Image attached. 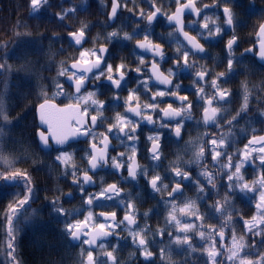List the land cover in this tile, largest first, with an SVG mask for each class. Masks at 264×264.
<instances>
[{
  "label": "flooded vegetation",
  "instance_id": "obj_1",
  "mask_svg": "<svg viewBox=\"0 0 264 264\" xmlns=\"http://www.w3.org/2000/svg\"><path fill=\"white\" fill-rule=\"evenodd\" d=\"M12 1L14 9L8 13L13 17L16 29L14 26L15 31L12 32V37L8 42L0 41V63L6 65V70L0 74V99L3 100L12 121L11 131L3 139V147L5 154L16 158L14 167L20 170L22 167L28 168V175L29 173L33 174L36 182L33 187L34 180H31L33 196L30 200V207L25 206L26 211L20 218L21 232L18 231L16 236L15 256L17 260L20 264H28L27 251L32 248L37 250L44 244L41 242V236L23 233L22 226L31 223L33 210L57 211L58 208H62L64 211L58 212L60 215L67 216V224L84 221L89 212L92 213V220L88 222L89 228L99 223H118L123 221L126 214H132L136 224L130 227L136 231L147 229L145 238L148 241L149 251L153 253L152 257L146 259L142 254V249L133 243V238L128 231L129 226L125 221L118 227H114L111 235L98 240L93 251V257L98 262L107 261V264H112L110 260H107L104 251L115 249L113 255L118 264H205L207 256L203 252V247L207 246L210 241L201 240L194 230L189 235L192 237V245L195 250L184 244L178 245L174 240L182 233L177 231L174 223H167L170 203L166 202L172 200L168 193L181 179L175 177V173L172 171V167L175 166L173 162H176L180 157L179 165L189 173L191 178L181 183L183 194L175 195V203L180 206L188 199H197L198 192L195 182L197 179L201 184L206 185L204 178L198 176L202 168L206 166L216 176V188L212 189L210 185H207L205 192L209 194L203 200H197L203 221L177 213L182 222L194 223L197 226L203 223L204 227L198 230L205 231L207 237L208 226L213 225L219 228L229 212L232 213V222L237 219L240 191L238 192L237 189L229 191L227 187L230 183L227 180V175L230 174V171H234V168L229 170L221 167L228 163L227 156L219 157L218 163L213 167L212 157L208 152L211 145L206 143L212 134L219 136L221 133H228L229 125L221 121L220 127H206L202 121L205 104L204 101L197 103L196 93L198 88L204 87L206 97L212 96L215 90L210 87L211 80L215 79L218 73L224 72L226 75L218 80V84L222 89H227L230 92V95L226 97L230 103L222 104L223 108L228 109L225 119H231L240 110L244 95V90L239 88L242 64L245 62L246 64L255 63L264 66L256 58L257 48L255 46L258 41L257 31L264 17L257 28H255L254 22V16H264V5H258L255 0H194L195 6L201 10L200 14L197 15L195 12L186 10L183 16V31L191 37H195L196 41L203 46L204 51L197 52L185 41L175 21H169L167 18L168 15L174 14L178 7L175 0H120L116 17L112 19H109L112 0H48L37 11L32 10L31 0ZM185 2L186 0H181V3ZM153 5L160 8L161 13L149 25L146 15L155 10ZM224 7H229L233 12L231 26L225 23ZM70 9H75V11H69ZM141 10L145 13L144 17L140 15ZM65 11L68 14L61 20L57 14ZM49 12L56 15L61 23L59 29L62 33L56 37L58 41L55 45L48 40ZM205 23H208L209 28L203 27ZM82 24H87L88 28L86 29L85 42L81 47L75 44L69 33L77 31ZM215 26L221 28L219 35L214 33ZM32 28L36 29V35L38 33L40 36L36 37ZM210 29L213 31L211 36L209 35ZM253 31L255 32L253 33ZM112 32H117L118 36L109 39V34ZM124 33L131 35L132 39H124ZM145 35L153 44L161 46L164 53L163 60L159 56L154 57L152 52L137 47V41H143ZM233 36L237 38L231 56L233 72L228 73L227 42ZM101 46L107 49L105 59L108 64L113 66L112 74L118 76L117 66L123 64L125 67L121 71L124 72L125 78L121 82V88L117 89L106 79L108 73L105 68V75L100 80L87 81L86 87L82 89V94L85 97L88 92H96L94 98L104 102V109L102 117H98L97 126L93 129L95 140L92 136L81 135L70 137L67 144L62 146L66 152L72 154L71 163L76 165L75 178L79 179L80 183H73L72 172L74 169L71 166L65 168L64 165L56 161L55 157L60 154L59 152L43 148L40 144L37 131L46 128V126L40 124L38 106L43 102L44 94L50 98L56 92L55 81L57 79L63 85L66 95L57 96L51 102L58 108H66L69 104H75L76 101L73 99L75 95L74 82L69 81L67 76L57 77V73L62 65L70 66L73 60L79 56L81 50ZM52 49L53 51H51ZM178 49L179 51H177ZM247 49H252V51H246ZM185 50H189V64L195 66L181 70L177 64L183 66ZM38 55L42 57L39 58ZM141 58L144 60L143 64L140 62ZM153 60L158 63L159 71L165 75H168V69H172L176 73L170 77L172 85L179 84L178 95L188 97L187 101L183 103L185 105L191 103L192 119L183 121L180 137H177L174 131L175 120H169L167 117L161 119V112L147 109L144 114L152 115L154 123H148L132 113L127 114L134 122H139L135 133L136 139L127 140L117 128L108 133L109 126L115 123L116 114L124 115L126 113L125 102L130 92L135 90V94L139 96L140 104L143 106L152 102L149 98L153 93L171 87L162 85L155 80L151 68ZM51 61L55 62L53 68H45L46 73L41 79L34 77V62H42L45 65ZM138 68L141 70L140 72L136 71ZM197 71H207L208 75L204 81L194 83L197 80ZM145 83H147V88L144 86ZM172 90L176 89L172 87ZM249 93L248 109L246 112H241L240 117L237 118L238 123L234 122L231 127V135L226 141L225 150L232 157L233 165L242 159L241 154L245 151V145L248 144L252 136L264 134V129L257 130L256 126L258 117L256 103L259 100L254 90H249ZM157 101H162L159 108H166L169 103L174 108L181 106L177 97L171 95H166L163 98L157 97ZM132 104L135 106V101ZM84 106L81 103V108ZM214 106L221 105H217L214 101ZM70 115L71 113L67 112L65 114L53 112V127L65 131L68 128L77 127L74 119H68ZM88 115H97V113L89 107ZM65 120H67L66 125ZM101 120H103L102 123ZM161 124H165L166 127H161ZM105 135L108 137L106 148L108 161L107 163L102 162L94 170H89L88 158L92 152L91 145L96 143L98 148L103 149L104 144L101 141ZM117 135H120L121 139H116ZM157 135L160 137L158 141L160 159L153 160L151 151L153 141L148 137ZM189 141L193 143L189 144ZM50 143L53 148L61 147L55 145L54 141H50ZM200 143H205V160L200 165H186L185 161L192 158L194 146ZM133 146L135 147L134 156ZM251 147L258 148L259 145ZM248 151L251 152V148ZM120 153H124V156L119 157ZM260 155L264 154L251 152L250 159L241 168V174H245L250 169L253 171L259 169V179L264 176L259 160ZM112 157H119L124 166L120 169L114 168ZM129 157H132L140 169H147L146 176L139 174V170L135 180L128 176L127 166L132 162L128 159ZM33 167H37L36 171H32ZM86 170L92 178L91 183H83V174ZM155 175L161 177L162 184L168 185L167 189L162 188L160 192L153 191L149 181ZM243 177L245 179L246 176L243 175ZM44 182L46 185L42 186ZM11 184L13 196L17 200L22 199L26 194L23 180H17ZM111 184H116L120 189L119 195L108 193L112 199H108L107 196H99L102 190ZM21 189L22 192L19 193L18 190ZM90 195L98 197L93 199L92 204L87 203ZM199 195L203 196L204 193ZM225 195L228 196V204L224 206V211L227 210V214L223 217L220 213L214 212L211 206L216 201L223 204ZM242 200L249 208V216H251L245 219L248 221L252 216L257 215L256 204L259 202V196L256 197L253 193L247 198L243 197ZM129 203L133 205L132 208L127 207ZM113 212L116 214L114 221L110 215L107 221L104 216L100 215ZM212 216L215 218H211ZM25 217L28 219L25 220ZM158 229L164 230L162 236ZM231 230L232 227L228 225V228L225 229L226 240H228ZM57 238L58 241L54 246H57L60 253L61 264H86L88 245L82 244L79 240L73 242L67 233ZM100 243L104 244V249L98 246ZM161 249L164 250L163 259L160 255ZM11 264H13L12 261Z\"/></svg>",
  "mask_w": 264,
  "mask_h": 264
},
{
  "label": "snow or ice",
  "instance_id": "obj_2",
  "mask_svg": "<svg viewBox=\"0 0 264 264\" xmlns=\"http://www.w3.org/2000/svg\"><path fill=\"white\" fill-rule=\"evenodd\" d=\"M48 0H31V8L33 11H37L42 4H46ZM178 7L176 11L172 15H168L169 21H175L176 25L179 27V30L183 33L185 39L189 41L192 45V49H195L197 52H203L204 48L201 44H199L195 37H190L187 32L183 31V24L181 22V16L185 10H190L191 12H195L197 15L200 14V9L195 6L194 0H186L185 3H181V0H175ZM120 7V0H112V9L109 19L116 17L117 9ZM154 11L146 15V19L148 24L151 25L153 20L157 17L159 13H161V9L155 7ZM205 7H208L205 5ZM69 11H75V9H70ZM131 11V10H130ZM224 16L226 17L225 23L229 26L233 24V12L229 7L223 8ZM67 11L63 13H58L57 15L61 20H63L67 16ZM140 15L142 17L145 16V13L141 10ZM207 19V18H206ZM214 23V22H213ZM204 28H209L208 23L203 25ZM88 28L87 24H82L81 28H79L75 32H70L69 36H71L76 45L83 46V42H85L86 36V29ZM221 32V28L219 26H215L214 33L219 35ZM213 31L209 30V35L211 36ZM19 35V33H17ZM257 35L260 37L259 41V52L258 55L262 61H264V23L259 25V29ZM118 36L117 32H112L109 34V39L115 38ZM124 39L131 40L132 36L128 33H124ZM236 37L233 36L232 39L228 40L227 42V49L229 52L228 58V73L233 72V59L232 56V48L233 45L236 43ZM137 47L142 50L150 51L153 53V56H159L162 60L164 59V53L161 50V46L159 44H153L152 41L148 39V36L145 35L143 41H137ZM179 51V49L177 50ZM246 51L251 52L252 49H247ZM107 53V49L103 46L99 48L93 49H84L79 52V56L73 60L70 66H61V69L57 73V77L67 76L69 81L74 82L75 87V95L73 99L76 101L75 104H69L66 108H58L57 105L52 103L51 101L54 100L57 96L66 95L64 93L63 85L57 79L55 81L56 92L53 93L52 97H47L44 94L43 102H41L38 106V113H39V120L41 125H45L46 128L38 130L37 136L39 138L40 144L43 148L51 149L52 151H57L60 154L55 157L56 161H58L61 165H64L65 168L71 166L74 171L72 175L74 177L73 183H80L79 179L76 177L75 168L76 165L71 163L73 157L72 154L66 152L63 149V145L67 144L70 137H77V136H92L93 140H95V133L93 129L97 126L98 117H102L103 109H104V102L95 99L96 92H88L87 96L85 97L82 94V89L86 87V82L90 80H100L102 76L105 75V68L108 73L106 79L111 82L117 89L121 88V82L124 81V72L121 69H124L125 65L120 64L117 66V72L119 73L118 76H114L113 73V66L108 64L105 59V54ZM195 54V53H193ZM179 60V58H177ZM141 64L144 63L143 58H141ZM183 66L177 64L181 70L186 67H194L195 65L189 64V50H185L183 52ZM103 65V66H102ZM10 68V66H8ZM152 68V75L155 77V80L158 81L160 84L167 87L165 90H158L157 92L153 93V95L149 98L152 102L146 103L143 106L140 104L139 96L135 94V90L129 93L127 100H126V113L121 115L117 113L115 116V123H113L107 129L108 133H111L114 128H117L120 134H123V137L127 140H134L137 137L135 136L137 127L139 126V122H134L127 114L132 113L136 117H141L143 120H146L148 123H154L152 115L144 114L147 109H151L153 111H159L162 113L161 119L167 117L169 120H175L176 127L174 129L175 135L180 137L181 128L183 126L184 120H191V103L185 105L183 102L187 101V96H179L178 90L180 89V85H172V80L170 77L176 75L172 69H168V75H165L163 72L159 71L158 63L153 60L151 65ZM6 70V65L0 63V74L2 71ZM137 72L141 70L138 68L136 69ZM208 75L207 71H197L196 77L197 80L194 83H199L204 81L205 77ZM226 74L224 72L218 73L216 78L211 80L210 87L215 90L214 94L210 97H206L204 94V87H200L197 90V103L200 101H204L205 106L203 107V116L202 121L203 124L212 127H220L221 121H224L227 125H229V132L228 133H221L219 136L216 134H212L211 138L206 142L210 144L211 147L208 149L209 154H211L213 167L216 166L218 163V158L221 156H227L228 163L221 165L222 168H227L229 170L234 168V171H230V174L227 175V180L230 182L227 187L229 191L234 189H239L240 192H253L255 191V185H259L261 191L259 192V202L256 204L257 208V215L251 217L250 220L244 222V228L246 233H251L252 236H260L261 240L259 243L264 245V176L258 181H254L252 185L247 182H244V177L241 174V168L243 165L250 159L251 152H259L264 154V136H252V138L248 141V144L245 145V151L241 154L242 159L239 163L235 165L232 164V157L228 155L226 152V141L228 140L229 136L231 135V127L233 126L234 122L238 123V117H240L241 112H246L248 109L249 104V89L247 84L243 85L244 88V95H243V103L241 104V108L237 113L232 116L231 119H225V116L228 112L227 108H223L222 104H228L230 101L226 99L230 95V92L227 89H222L219 84L218 80L221 77H224ZM147 88V83L144 85ZM172 87L176 90L173 91ZM166 95H171L173 97H177V99L181 102V106L178 108H174L171 103L168 104L166 108H159V104L162 101H157V97H165ZM135 101V106H133L132 102ZM214 101L217 105L221 106H214ZM81 103L85 106L81 108ZM89 107L92 108V111L97 113V115H88L89 114ZM53 112L59 114L71 113L68 116V119H74L75 124L77 127L75 128H68L65 130H57L53 127L52 123V114ZM264 115V113H262ZM179 118V119H176ZM103 120H101V123ZM67 124V120H65V125ZM12 121L9 117V113L7 108L2 99H0V168H4V171H0V179L4 180L5 182H16L17 180H23L25 186L26 194L23 196L22 199H18L15 203H10L8 205L7 210L4 213V221L5 223L2 227L5 230V235L7 237V255L11 257L13 264H20L15 256L16 252V236L18 231L20 230V218L24 215L26 211L25 206L30 207V200L33 196V188L31 186V178L28 175L26 170L16 169L14 167L16 163V158L14 156L5 154L4 147H3V139L5 136L9 135L11 131ZM161 127H166L165 124H161ZM6 129L8 130L6 132ZM127 129V131H126ZM103 135V134H102ZM205 135H208L205 133ZM116 139H121L120 135L115 137ZM159 135L153 137L149 136L148 139L153 141L152 151V159L159 160L160 159V152H159ZM107 140L108 137L105 135L103 140L101 141L104 144V148H98L96 143L91 145L92 152L89 154L88 158V165L89 170L96 169L102 162L107 163L108 157L106 154L107 148ZM50 141H54L55 145L61 146L58 148H53ZM192 141H189V144H192ZM252 145H259L258 148L251 147ZM195 150L193 151L192 158L188 161H185L186 165H200L205 160V143H200L199 145H195ZM251 148V152L248 149ZM133 156L135 155V147H132ZM124 153H120L119 157H123ZM119 157H112V164L113 167L116 169H120L124 166L123 162L119 159ZM131 163L127 166L128 176L131 177L133 180L136 179L139 174L147 175V169H140V166L132 160V157L128 158ZM180 157L177 158L176 162H173L175 166L172 167V171L175 173V177H180L181 179L176 182L174 188H172L171 192L168 193L169 197H172L171 201L166 203H170V210L168 212L167 223L172 224L174 223L177 231L182 233V235H178L175 237L174 242L176 244H184L187 245L188 248L193 249L192 245V237L189 235L190 232L196 231V234L200 237L201 240L210 241L207 246L203 247V252L207 256V260L205 264H224L225 261L228 264H264V253H256L257 258L253 260L251 257L253 255L252 249L256 248V242L254 241L252 244H249L246 241L245 234L237 236L235 229H232L230 240H226L225 229L228 227L230 223H232V213L229 212L224 219V222L220 225L219 228L213 225H209L208 235L206 237L205 231L198 230L204 227V224L201 223L199 226L195 225L194 223L190 222H182L181 219L177 216L179 213L181 216L185 217H195L197 220L203 221V216L199 212V207L197 205V200H203L209 193L205 192V187L210 185L212 189L216 188V176L208 170L205 166L201 169L198 176L203 177L206 181L205 184H201L199 179L195 182L197 184V199L186 200L182 206L177 205L175 203V195L180 194L182 195L181 191V183L185 180L191 179L189 173L184 171L181 166L179 165L178 161ZM259 160L262 166H264V155L259 156ZM92 178L88 175V171L86 170L83 174V183H91ZM151 188L154 192H160L162 188L167 189L168 185L162 184L161 177L159 175H155L149 181ZM120 189L117 187L116 184H111L107 188L103 189L99 196H107L108 199H112L111 195L108 193H114L119 195ZM200 193H204L203 196L199 195ZM70 195V194H69ZM98 197L89 196L87 199L88 204L93 203V199ZM55 204V201H53ZM228 204V196L225 195L224 203L221 204L220 201H216L214 205L211 206V209L216 212L220 213L221 216L225 215L224 206ZM128 208H132L133 205L129 203L127 205ZM57 211L63 212L62 208H58ZM36 210H33V215L35 214ZM101 216L105 217L107 221L108 216L110 215L113 218L116 214L113 212L111 214L101 213ZM147 215V213H145ZM211 218H215L212 216ZM28 217H25L27 220ZM92 220V213L89 212L88 217L85 218L84 221H76L74 224L69 223L65 227V231L67 234L74 240L81 241L82 244H86L89 246L87 251V259L86 264H107V261L98 262L93 257L94 247L97 246L98 240H101L109 235L112 234L114 227H118L119 224L127 222L129 234L133 238V243L137 245L139 249H142V254L145 256L146 259L153 256V253L148 249V241L145 238V234L147 229H141L136 231L132 229L130 226L136 224V220L134 215L126 214L124 216L123 221H119L118 223L107 224V223H99L94 224L91 228H89L88 222ZM107 229V230H106ZM159 234L162 236L164 234L163 229H158ZM171 235V233H169ZM84 237L83 239H81ZM218 237V240H217ZM101 249H104V244L100 243L98 245ZM112 251H104V255L107 257V260H110L112 264H118L115 256L113 255ZM161 259L164 258V250L161 249Z\"/></svg>",
  "mask_w": 264,
  "mask_h": 264
},
{
  "label": "trees",
  "instance_id": "obj_3",
  "mask_svg": "<svg viewBox=\"0 0 264 264\" xmlns=\"http://www.w3.org/2000/svg\"><path fill=\"white\" fill-rule=\"evenodd\" d=\"M257 4L264 5V0H255ZM14 9V2L12 0H0V41L1 42H8L12 37V32L14 30L15 23H13V17L8 13ZM263 15L254 16L255 19V28L258 27L259 23L263 19ZM61 23L59 22L56 15H52L49 12L48 15V40L52 44L58 41L56 38L62 32L59 29ZM16 29V26H15ZM34 35H36V29L32 28ZM255 31H253L254 33ZM40 36L38 33L36 37ZM40 51V50H39ZM53 51V49L51 50ZM52 56V55H51ZM41 58V55H38ZM54 57V56H53ZM55 59V57H54ZM54 61H51L49 64H42V62H34L33 64V75L34 77H39L40 79L46 73L45 68H53ZM50 73V72H49ZM247 84L249 90H254L256 92V97L259 100L256 103L258 107L257 113V130L264 129V66L259 64H250V63H243L241 66V73H240V85L239 88L244 90L243 85ZM261 100V101H260ZM260 112V113H259ZM28 169V168H27ZM27 169L22 167V171ZM37 167H33L32 171H36ZM263 173H264V166H262ZM29 170V169H28ZM0 171H4V168H0ZM28 172V171H27ZM259 169L247 170L245 173V179L249 182L250 185L253 184L254 181L259 180ZM31 180L33 179L34 182L32 184L35 187V177L33 174L29 173ZM40 179V178H39ZM39 183L37 182V186ZM46 183L44 182L42 186H45ZM12 184L5 182L4 180L0 179V264H11V257L7 255V237L5 235V230L2 225L5 223L4 221V213L8 208L10 203H15L17 199L13 196V189ZM259 185H255V192H259ZM19 193L22 192L18 190ZM251 194V192H250ZM242 199L243 195L241 194ZM240 198V202L238 207V214L237 219L229 224L232 229H235L237 236L245 234L246 241L249 244H252L254 241L256 242V248L252 249L253 255L252 259L255 260L257 258L256 253H264V245H261L259 241L261 240L260 236H252L251 233H246L244 228L245 219L250 217L249 216V208L245 205V202ZM225 215L227 214V210L224 211ZM224 217V216H223ZM67 225V216L60 215L58 211H53L49 209H42L36 210L35 214H32V221L29 225H23L22 228L24 229L23 233H30L36 234L41 236L42 241L44 244L41 248L35 250V248L29 249L27 251V261L28 264H61L60 253L57 250V246H54L58 241V236L64 235L67 232L65 231V227ZM21 228V225H19ZM228 228V227H227ZM232 231V230H231ZM19 232H21L19 230ZM231 235V232H230ZM230 240V236L228 238ZM224 264H228L225 261Z\"/></svg>",
  "mask_w": 264,
  "mask_h": 264
},
{
  "label": "water",
  "instance_id": "obj_4",
  "mask_svg": "<svg viewBox=\"0 0 264 264\" xmlns=\"http://www.w3.org/2000/svg\"><path fill=\"white\" fill-rule=\"evenodd\" d=\"M185 13H186V10L184 11V13H183L182 16H181V22H182V24H183V16H184ZM262 23H264V20H263ZM179 31H180V30H179ZM257 32H258V31H257ZM180 33H181V35L183 36V38L185 39L183 33H182L181 31H180ZM188 35H189V34H188ZM189 36H190V35H189ZM190 37H191V36H190ZM257 38H258V41H257L256 44H255V46H256V48H257L256 58H257V60H258L259 63H261V64L264 65V61H262V60L260 59L259 55H258V52H259V41H260V37L257 35ZM185 41H186L190 46H192V45L189 43V41H188L187 39H185ZM261 136H264V134L261 135ZM7 183H11V181H9V182H7ZM71 240H72L73 242H78V240H74V239H72V238H71Z\"/></svg>",
  "mask_w": 264,
  "mask_h": 264
},
{
  "label": "rangeland",
  "instance_id": "obj_5",
  "mask_svg": "<svg viewBox=\"0 0 264 264\" xmlns=\"http://www.w3.org/2000/svg\"><path fill=\"white\" fill-rule=\"evenodd\" d=\"M246 173V172H245ZM242 175H245L244 173L242 174ZM244 182H247V183H249L247 180L245 181L244 180ZM261 190V189H260ZM237 191L239 192V189L237 188ZM254 192V191H253ZM253 192H251V194H253ZM241 194L243 195V197H245V198H247V197H249L251 194H250V192H240V198L242 199V196H241ZM258 195H259V193H257Z\"/></svg>",
  "mask_w": 264,
  "mask_h": 264
}]
</instances>
